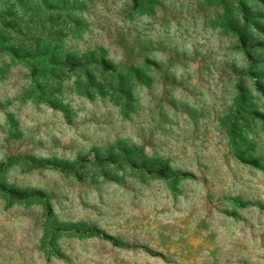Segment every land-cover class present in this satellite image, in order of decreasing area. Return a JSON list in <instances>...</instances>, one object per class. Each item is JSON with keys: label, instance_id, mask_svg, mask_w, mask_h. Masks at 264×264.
Returning <instances> with one entry per match:
<instances>
[{"label": "rangeland", "instance_id": "374dc122", "mask_svg": "<svg viewBox=\"0 0 264 264\" xmlns=\"http://www.w3.org/2000/svg\"><path fill=\"white\" fill-rule=\"evenodd\" d=\"M0 264H264V0H0Z\"/></svg>", "mask_w": 264, "mask_h": 264}]
</instances>
